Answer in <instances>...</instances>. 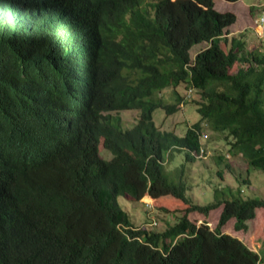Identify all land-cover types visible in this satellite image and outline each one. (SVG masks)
I'll list each match as a JSON object with an SVG mask.
<instances>
[{"label": "trees", "instance_id": "1", "mask_svg": "<svg viewBox=\"0 0 264 264\" xmlns=\"http://www.w3.org/2000/svg\"><path fill=\"white\" fill-rule=\"evenodd\" d=\"M236 18L213 0H0V264H264L222 231L232 218L247 230L264 197L216 187L198 204L184 179L205 128L224 132L246 173L264 170V52L228 36ZM188 101L200 118L183 134L155 125V109ZM144 196L170 214L164 228L119 205ZM219 207L213 228L188 218Z\"/></svg>", "mask_w": 264, "mask_h": 264}, {"label": "rangeland", "instance_id": "2", "mask_svg": "<svg viewBox=\"0 0 264 264\" xmlns=\"http://www.w3.org/2000/svg\"><path fill=\"white\" fill-rule=\"evenodd\" d=\"M216 10L225 12H233L236 15V21L227 29L228 36L243 34L245 40V49L247 51L255 50L264 52V26H262L259 17L264 9V0H213ZM204 43L193 45L190 50V56L199 50ZM234 69V68H233ZM171 89L162 91L165 100L172 102L173 96ZM181 95H186L187 90L183 84L176 87ZM190 99H198V94L191 93ZM119 116L123 127H130L138 116L137 110H120ZM153 121L160 130L174 131L176 134H183L187 126L199 120L200 115L196 110V104L188 101L182 103L177 111L166 114L161 108L153 111ZM206 137L201 138L204 153H198L192 163L186 167L184 179L187 181L188 189L186 194L190 196L193 202L198 204H206L213 198L214 188L229 186L233 189L239 187L244 190L243 196L248 197H264V170L259 168H249L246 173L247 165L239 157L228 154L227 145L225 144L224 132L215 131L208 128L203 130ZM104 157L109 156L108 153L102 151ZM223 155L224 159L218 164L216 157ZM183 160V151L174 152L171 162H167V166L174 168L180 165ZM229 163L230 169L225 167V163ZM221 170V177L217 171ZM241 173L242 178H247L249 184L238 185ZM119 205L125 209L134 225L141 226L146 224L154 229H162L165 225V219L171 218L170 214L160 211L154 204V209L148 210L144 202L150 201L148 197H142L138 202H131L123 197L118 198ZM221 207L211 210L207 215L197 211L190 212L188 218L197 224L205 222L210 228H213L217 222ZM152 212V213H151ZM151 220L156 222L151 225ZM234 219H230L223 227L222 231L235 235L241 239L249 248L256 251L264 258V208H257L255 217L248 221V228L245 231H235L233 229Z\"/></svg>", "mask_w": 264, "mask_h": 264}, {"label": "built area", "instance_id": "3", "mask_svg": "<svg viewBox=\"0 0 264 264\" xmlns=\"http://www.w3.org/2000/svg\"><path fill=\"white\" fill-rule=\"evenodd\" d=\"M259 20H260L262 26H264V9L262 10V13H261V15L259 17ZM191 93H192V90L191 89H188L187 90V94H186L187 97H189L191 95ZM202 136L203 137H206V134H202ZM199 153H202V150Z\"/></svg>", "mask_w": 264, "mask_h": 264}, {"label": "clouds", "instance_id": "4", "mask_svg": "<svg viewBox=\"0 0 264 264\" xmlns=\"http://www.w3.org/2000/svg\"><path fill=\"white\" fill-rule=\"evenodd\" d=\"M144 197H148L149 198V196H144ZM149 202L150 201H146L145 203L148 204ZM150 223H151V225H153V222L152 221Z\"/></svg>", "mask_w": 264, "mask_h": 264}, {"label": "bare ground", "instance_id": "5", "mask_svg": "<svg viewBox=\"0 0 264 264\" xmlns=\"http://www.w3.org/2000/svg\"><path fill=\"white\" fill-rule=\"evenodd\" d=\"M34 73V72H33Z\"/></svg>", "mask_w": 264, "mask_h": 264}]
</instances>
